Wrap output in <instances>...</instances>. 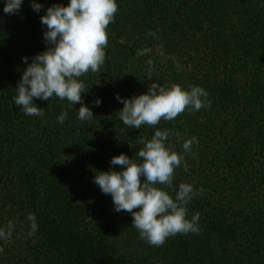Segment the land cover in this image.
Returning a JSON list of instances; mask_svg holds the SVG:
<instances>
[{
  "label": "trees",
  "instance_id": "1",
  "mask_svg": "<svg viewBox=\"0 0 264 264\" xmlns=\"http://www.w3.org/2000/svg\"><path fill=\"white\" fill-rule=\"evenodd\" d=\"M32 2L10 15L0 0V228L15 225L11 241L0 240V264H264V0H117L106 63L80 78L90 86L88 121L78 118L80 104L56 97L34 98L43 117L14 104L23 70L49 47L41 17L70 0H34L39 12ZM145 47L152 52L137 58ZM153 82L200 86L212 101L158 126L180 134L167 141L187 164L176 169V190L181 182L204 189L187 206L189 219L200 214L201 233L162 247L140 239L132 215L114 211L111 195L93 182L99 171L123 170L111 164L115 156L141 162L137 137L150 139L155 129L125 126L116 97L145 94ZM192 137L199 144L184 153Z\"/></svg>",
  "mask_w": 264,
  "mask_h": 264
},
{
  "label": "clouds",
  "instance_id": "2",
  "mask_svg": "<svg viewBox=\"0 0 264 264\" xmlns=\"http://www.w3.org/2000/svg\"><path fill=\"white\" fill-rule=\"evenodd\" d=\"M23 0H5L3 11L17 14ZM32 7L39 12L43 5L32 2ZM119 12L117 0H70L67 6L53 4L41 17L46 26L45 42L49 45L46 51L32 58V63L23 70L18 82L14 104L20 106L26 116L43 117V108L34 104V98L49 101L53 97L68 104H80L78 118L88 121L94 117L93 111L84 104L83 94L90 90L80 78L89 72L98 73L107 59L106 49L109 46V25L115 23ZM148 35L158 39L155 32ZM152 52L150 47L139 49L137 58ZM163 55V54H161ZM175 61V57H169ZM25 56L23 60L28 61ZM161 62H164L162 60ZM149 66L147 77H153V59L146 61ZM179 69V63H176ZM209 93L200 86H190L186 90L179 84L160 85L153 82L145 94L124 99L117 94L116 99L123 103L119 110V119L130 129H141L144 126L155 129L149 139L139 135L136 143L142 145L136 156L141 162L126 154L115 156L111 160L113 166L119 165L122 171H99L94 183L106 195H111L114 211L127 212L133 217L132 227L139 238L149 245L162 247L170 237L177 235L201 233L200 214L197 212L188 218V204L197 195L203 196L204 189L198 191L193 185L181 182L176 190L174 186L176 169L183 164L187 170L185 157L172 150L167 143L170 135L179 136L178 132L161 130V121H173L186 112L210 109L212 101ZM102 101L98 98L95 106ZM68 118L65 109L57 122L63 124ZM199 144L196 137L184 141V153H191L192 145ZM131 145V144H130ZM132 146V145H131ZM158 185L164 186L158 187ZM171 189L175 197L169 193ZM30 222L29 235L38 231L34 213L27 216ZM14 222L9 221L7 229L0 228V240L8 243L12 239ZM4 248L0 247V253Z\"/></svg>",
  "mask_w": 264,
  "mask_h": 264
}]
</instances>
